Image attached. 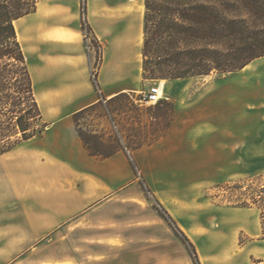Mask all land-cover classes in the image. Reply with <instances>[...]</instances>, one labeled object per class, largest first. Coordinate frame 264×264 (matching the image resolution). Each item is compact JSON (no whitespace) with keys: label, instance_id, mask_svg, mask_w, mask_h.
I'll return each instance as SVG.
<instances>
[{"label":"rangeland","instance_id":"rangeland-1","mask_svg":"<svg viewBox=\"0 0 264 264\" xmlns=\"http://www.w3.org/2000/svg\"><path fill=\"white\" fill-rule=\"evenodd\" d=\"M79 1L85 50H93L91 80L99 95L97 72L118 34L101 42L85 18L87 0ZM38 3L39 11L49 5L47 16L32 19L38 17L34 13L36 7L32 14L15 22L41 99L51 93L47 87L52 76L50 65L60 60L56 56L59 48L48 41L74 37L71 32L66 36L59 34L61 30L57 29L46 40L44 28L71 19L74 5L71 0ZM143 3L144 0H103V10L111 13L123 8L124 14L107 19L108 23L126 22L128 16L145 12V8L141 10ZM142 19L143 15L141 31ZM143 40L144 31L140 45L134 48L135 54L122 65L124 82L139 85L137 90L110 100L100 99V103L79 116L76 127L87 135H101L105 146H120L118 151H124L135 161V143L153 142L178 117L184 128L186 151L167 170L147 164L141 169L135 162L141 197L118 201L104 220L103 243L116 247L103 248L107 253L103 259L106 264H264L260 210L252 204V197L264 187V57L233 72L212 71L175 79L151 75L144 78ZM161 81L164 89L160 101L143 103L142 93ZM142 183L151 194L145 192ZM177 199L182 200L179 212L171 206V201ZM156 200L183 234L162 214ZM241 203L247 205L240 206ZM184 237L192 243L196 257ZM25 253L13 250L8 258L0 257V264H25Z\"/></svg>","mask_w":264,"mask_h":264},{"label":"crops","instance_id":"crops-1","mask_svg":"<svg viewBox=\"0 0 264 264\" xmlns=\"http://www.w3.org/2000/svg\"><path fill=\"white\" fill-rule=\"evenodd\" d=\"M71 1L72 18L47 26L43 32L46 40L57 29L65 36L74 34L73 38L48 41L59 48L56 56L60 59L50 65L48 96H37L28 63L43 120L48 123L46 130L0 153V257L8 258L13 250H25V264H106L103 248L110 246L103 243L104 220L118 201L141 197L137 173L126 153L120 150L104 158L89 154L72 116L100 99L110 100L137 90L139 85L124 82L122 65L142 41L143 29L139 27L144 13L130 15L126 22L108 23V16L124 14L123 8L110 13L103 10V0H87L85 18L95 36L103 42V38L118 34L97 72L98 95L90 71L93 50H85L80 1ZM38 5L34 20L50 13L49 5L42 6V11ZM144 8L143 3L142 12ZM137 57L141 60V53ZM43 63L48 65L46 58ZM194 129L199 130L197 125ZM183 131L181 120L175 117L163 135L135 150V162L141 169L145 164L159 170L172 168L176 157L186 151ZM181 201H171L178 212ZM62 247L68 250L62 251Z\"/></svg>","mask_w":264,"mask_h":264},{"label":"trees","instance_id":"trees-1","mask_svg":"<svg viewBox=\"0 0 264 264\" xmlns=\"http://www.w3.org/2000/svg\"><path fill=\"white\" fill-rule=\"evenodd\" d=\"M38 1L0 0V153L43 134L48 125L43 120L15 26V21L36 10ZM144 5L141 48L144 78L151 75L175 79L212 71L233 72L264 57V0H144ZM98 103L75 112L72 116L75 126L79 116ZM76 130L91 155L104 158L120 148L105 146L101 135H87L77 127ZM151 142H136L134 149ZM128 158L135 169V161L130 155ZM142 184L145 192L151 194ZM252 201L260 210L264 232V187ZM156 203L182 233L166 209L159 201ZM190 245L196 257L191 242Z\"/></svg>","mask_w":264,"mask_h":264},{"label":"built area","instance_id":"built-area-1","mask_svg":"<svg viewBox=\"0 0 264 264\" xmlns=\"http://www.w3.org/2000/svg\"><path fill=\"white\" fill-rule=\"evenodd\" d=\"M162 98L160 83H153L142 93L140 99L143 103H157Z\"/></svg>","mask_w":264,"mask_h":264},{"label":"bare ground","instance_id":"bare-ground-1","mask_svg":"<svg viewBox=\"0 0 264 264\" xmlns=\"http://www.w3.org/2000/svg\"><path fill=\"white\" fill-rule=\"evenodd\" d=\"M38 5V4H37ZM38 7H39V5H38ZM39 9H40V7H39ZM133 30V29H132ZM131 32V31H130ZM137 42V41H136ZM139 42V41H138ZM131 46V45H130ZM129 51V50H128ZM128 54V53H127ZM163 81V80H162ZM160 82V87H161V95L163 96V89H164V84H163V82Z\"/></svg>","mask_w":264,"mask_h":264}]
</instances>
